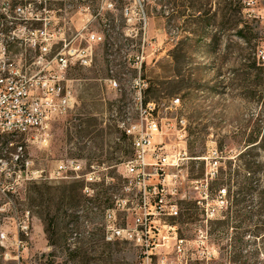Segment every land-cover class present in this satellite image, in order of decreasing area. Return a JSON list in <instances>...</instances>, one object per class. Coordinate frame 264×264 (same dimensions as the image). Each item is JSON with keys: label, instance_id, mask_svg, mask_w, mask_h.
<instances>
[{"label": "rangeland", "instance_id": "1", "mask_svg": "<svg viewBox=\"0 0 264 264\" xmlns=\"http://www.w3.org/2000/svg\"><path fill=\"white\" fill-rule=\"evenodd\" d=\"M114 7L109 0H0V43L10 58L30 65L41 30L52 37V55L86 47L93 52L91 65L78 61V51L70 57L67 78L77 107L53 122L47 143L21 141L31 162L28 175L43 176L14 184L0 174V264H222L217 226L208 220L226 211L223 184L237 189L238 156L259 111L241 95L247 69L239 59L253 58L250 46L258 41L262 61L264 0H125ZM244 26L250 46L237 35ZM111 68L121 90L106 82ZM139 75L143 101L156 103L158 141L179 160L164 172L167 189L177 176V192L166 193V201L179 213L161 217L160 245L149 257L131 241L108 242L104 229L105 210L117 198H128L131 207L140 203L138 189H127L123 163L133 148L115 116L123 104L127 114L137 112L132 82ZM5 159L13 173L11 156ZM258 160L264 161L263 151ZM61 161L69 168L57 178ZM132 213L120 210L119 224L131 226Z\"/></svg>", "mask_w": 264, "mask_h": 264}, {"label": "built area", "instance_id": "2", "mask_svg": "<svg viewBox=\"0 0 264 264\" xmlns=\"http://www.w3.org/2000/svg\"><path fill=\"white\" fill-rule=\"evenodd\" d=\"M41 35V41L33 42L38 53L30 65L23 63L22 58H10L7 48L0 43V174L4 173L6 178L13 179L14 184L43 176L40 171L28 175L31 162L24 158L21 141L40 145L47 143L53 122L69 114L79 103L72 80L67 78L70 57L78 51V61L82 65H91L93 61V52L88 47L81 50L62 49L52 55L51 35L46 30H41ZM92 38L101 40L102 36L93 34ZM261 58L264 62V54ZM110 71L112 75L106 80L107 84L115 90H121L114 70L111 68ZM144 86L141 75L132 82V101L137 104V112L127 114L126 105L123 104L122 110L115 113L117 127L127 135L133 148L132 156L123 163L128 180L127 189H138L140 203L131 207L128 198H117L105 210L104 229L108 242L131 241L149 257L152 250L160 245L156 232H160L161 217H176L179 213L175 204L166 201V193L177 192V176L173 175L174 186L171 189L166 188L164 176L166 168L178 164L179 160L171 156L166 145L158 141L161 127L154 115L156 103L143 101ZM178 102L179 99L172 101L173 104ZM15 145L16 151L8 152L7 146ZM7 154L13 161V173L5 159ZM72 165L70 168H81L80 164ZM67 168L68 164L61 161L55 171L56 177H62ZM120 210H133L131 226L123 227L119 224ZM164 226L169 229L175 227ZM27 228V225L21 227L23 231ZM5 237L2 234V238Z\"/></svg>", "mask_w": 264, "mask_h": 264}, {"label": "trees", "instance_id": "3", "mask_svg": "<svg viewBox=\"0 0 264 264\" xmlns=\"http://www.w3.org/2000/svg\"><path fill=\"white\" fill-rule=\"evenodd\" d=\"M104 1L106 0H73V3L90 5ZM109 1L116 9L125 5V0ZM58 4L64 5V2L60 1ZM113 16L114 14L109 13L110 18ZM237 35L247 46L252 44L253 39L248 37L245 26L237 31ZM259 43L255 42L254 48L250 46L253 58L241 54L239 59L247 69V84L240 86L241 95L259 109L253 116L254 125L247 146L238 156L241 161V180L236 183L235 191L233 186L223 184L228 196L226 211L221 218L208 220L210 226H217L222 264H264V161L258 160L260 152H264V62L257 59ZM245 49L242 48L241 52ZM147 102L150 101L145 100ZM123 137L131 144L127 135L123 133ZM246 156L249 159L244 161ZM180 217L182 219L183 214ZM212 233L210 229L208 235Z\"/></svg>", "mask_w": 264, "mask_h": 264}, {"label": "bare ground", "instance_id": "4", "mask_svg": "<svg viewBox=\"0 0 264 264\" xmlns=\"http://www.w3.org/2000/svg\"><path fill=\"white\" fill-rule=\"evenodd\" d=\"M135 107H136V109H137V104H135Z\"/></svg>", "mask_w": 264, "mask_h": 264}]
</instances>
